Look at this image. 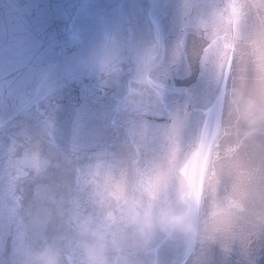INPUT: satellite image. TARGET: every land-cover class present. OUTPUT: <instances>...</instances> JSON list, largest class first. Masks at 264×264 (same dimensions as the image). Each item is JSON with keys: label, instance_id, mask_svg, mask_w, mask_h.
<instances>
[{"label": "water", "instance_id": "obj_1", "mask_svg": "<svg viewBox=\"0 0 264 264\" xmlns=\"http://www.w3.org/2000/svg\"><path fill=\"white\" fill-rule=\"evenodd\" d=\"M220 2L0 0V264L46 246L83 264L86 230L107 235L115 264H264V127L241 144L228 103L264 98L245 60L203 52L193 15ZM237 178L253 195L234 239L132 246L126 218L144 195L206 204Z\"/></svg>", "mask_w": 264, "mask_h": 264}, {"label": "clouds", "instance_id": "obj_2", "mask_svg": "<svg viewBox=\"0 0 264 264\" xmlns=\"http://www.w3.org/2000/svg\"><path fill=\"white\" fill-rule=\"evenodd\" d=\"M214 10L193 9L194 16L203 14L200 24L203 52L205 54L231 55L232 59H243L251 67L254 80L261 98H264V0H221L212 6ZM232 61L229 60L231 68ZM228 103L245 125L240 141L250 140L264 127V103L255 96H246L234 91ZM196 151L186 157L191 163ZM222 162L209 160V171L217 173ZM249 186L253 181L251 173L245 174ZM178 180L184 177L179 171ZM109 182L117 193L124 186L123 176L109 175ZM236 187L223 197H215L206 204H193L176 192L169 198L163 195H144L135 204L134 210L127 215L126 224L132 233V246L144 252H150L159 237L180 238L189 249L205 243H215L221 237L234 239L239 228L242 213L245 212V201L253 192ZM260 223L264 224V220ZM87 239L80 247L83 264H115L109 255L108 237L103 231L86 230ZM114 251L121 255L123 249L115 247ZM20 264H63L59 250L52 246L25 252L21 255Z\"/></svg>", "mask_w": 264, "mask_h": 264}, {"label": "snow or ice", "instance_id": "obj_3", "mask_svg": "<svg viewBox=\"0 0 264 264\" xmlns=\"http://www.w3.org/2000/svg\"><path fill=\"white\" fill-rule=\"evenodd\" d=\"M183 43H185V42H184V41H178V44H183ZM111 62H112L113 65L115 64V60H114V59H113ZM183 88H184V87H175V86H173V87L171 88V90H172L173 92L179 93V92H182Z\"/></svg>", "mask_w": 264, "mask_h": 264}]
</instances>
